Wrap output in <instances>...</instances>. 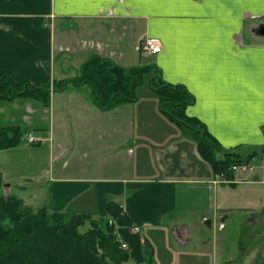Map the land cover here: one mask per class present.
Instances as JSON below:
<instances>
[{"label": "crops", "instance_id": "1", "mask_svg": "<svg viewBox=\"0 0 264 264\" xmlns=\"http://www.w3.org/2000/svg\"><path fill=\"white\" fill-rule=\"evenodd\" d=\"M262 14V0H0V74L11 72L15 83L75 78L93 54L124 67L156 66L191 94L186 114L221 146L258 152L253 170L219 182L145 85L140 100L109 111L95 106L88 88L52 92L48 107L0 99V128L20 127L25 138L0 151L8 194L20 188L29 207L47 197L42 208L104 221L113 220L107 205L115 203L131 222L126 230L140 235L144 256L145 248L153 254L145 264H190L182 252L195 235L202 234L200 248L219 246L230 221L240 254L248 260L256 248L264 258V37L255 36L261 19L252 18ZM146 37L163 43L151 64L135 56ZM156 245L165 257H154Z\"/></svg>", "mask_w": 264, "mask_h": 264}, {"label": "trees", "instance_id": "2", "mask_svg": "<svg viewBox=\"0 0 264 264\" xmlns=\"http://www.w3.org/2000/svg\"><path fill=\"white\" fill-rule=\"evenodd\" d=\"M153 67L125 69L108 59L94 57L83 64L79 76L44 86L15 83L14 75L5 72L0 74V99L12 101L27 97L48 107L52 84L57 91L88 88L101 110H111L137 101V88ZM159 77L153 87L159 96L161 110L196 140L200 155L210 163L215 175L226 173L229 178L233 166L249 163L257 155L258 152H254L243 159L238 148H223L198 119L186 114L187 107L194 103L191 94L184 87L171 85ZM24 141L22 128H0V151L19 147ZM218 152L226 154L225 158L218 159ZM259 152L264 154V145ZM1 187L0 180V264H145L140 235L126 230L131 222L115 203L107 205V215L112 221L94 220L84 214L52 212L48 208H41L34 214L20 198H5ZM117 225L123 228L119 234L129 247L126 250L116 233ZM85 228L87 230L82 231Z\"/></svg>", "mask_w": 264, "mask_h": 264}, {"label": "rangeland", "instance_id": "3", "mask_svg": "<svg viewBox=\"0 0 264 264\" xmlns=\"http://www.w3.org/2000/svg\"><path fill=\"white\" fill-rule=\"evenodd\" d=\"M252 18L253 19H261L260 20V24L258 25V27H255L254 28L255 33H256L255 36L257 35L258 37H264V34H261V30L264 28V14H262V16H260V17H258V16L255 15V16H252ZM52 21L53 20H50V23L51 24H52ZM62 25H64V27H65V23H63ZM63 30H64V28L59 27L58 30H57V33L60 34ZM65 54L66 55H69V53H65ZM93 55L94 56L92 58H94V57H101L98 54H93ZM135 56H136V58H137V60L139 62V60L141 58L140 53L135 52ZM151 57H153V56H151ZM151 57L143 56L142 57L143 58V61H144L143 64H146V63L147 64H151V60H150V59H152ZM105 59H108V60L114 62L112 59H109V58H105ZM61 65H62V62L61 61H58L57 67L58 66H61ZM116 65H118V64H116ZM118 66L119 67H122V68H125V69H132V68H134V67H124V66H121V65H118ZM159 76H161L163 78L162 73H161V70L159 68H157L156 66H154L153 69H152V71L149 72V73H147L145 75L142 83L137 88V91H136L137 92V101L140 100L139 89L143 85L147 86L152 92H154V94L158 97V100H159V96H158L157 92H155V89L153 87V84H155L157 82V80L160 79ZM163 80L165 81V79H163ZM169 84H171V83H169ZM171 85H174V84H171ZM70 90H73V88L72 89H69V90H65V91H57V89H54V86L51 84V86L49 88L50 100H51L52 92H66V91H70ZM90 98L92 99V96L91 95H90ZM94 104H95V102H94ZM123 105H120V106H123ZM95 106L99 110H101L96 104H95ZM117 107H119V106H117ZM117 107H115V108H117ZM159 108H160V103H159ZM160 110H161V108H160ZM101 111H104V110H101ZM106 111H109V110H106ZM165 116L167 118L171 119L167 114H165ZM171 120L173 121V124H174L173 126H174V129L176 130V132H180L181 131L182 133H185L186 134V132L184 131L185 129L178 122L174 121L173 119H171ZM200 129H202L201 126H200ZM263 132H264V129H263ZM205 137H206L205 134H203V138H205ZM193 141L196 144V140L193 139ZM223 148H225V147H223ZM225 149H228V148H225ZM237 152L240 154V156L243 159H246L248 157V155H249L247 149H243L241 151L240 150H237ZM2 153L3 152H1L0 154H2ZM225 155L226 154H224L223 152H221V158L224 159L225 158ZM250 165H253L254 167H256L258 165V163H256L254 160L253 161L250 160L249 163H241V164H238V165L233 166L230 169V172L233 174V173H235L237 171H240V170H244V171L253 170V167L250 166ZM136 169H135V172L133 174L135 176H151V177H153V173H149V172H141L140 173ZM217 179L219 180V182H225V183L231 181V180H227L228 178L226 176V173L225 174L224 173L218 174ZM219 182L218 183L216 182V184H219ZM1 184H2L1 194L5 198H11L13 196L14 197L17 196V198L18 197L21 198L26 203L25 194L23 193V191L20 188L19 189H15L13 191V194L12 195H9L8 194L9 190L7 188H4L5 187L4 182L1 181ZM219 185H222V183L219 184ZM46 203H47V197L46 198H39V199H37L32 204H29V205H31L30 207L26 205L28 203H26L25 206L28 207L32 213L36 214L40 208H42V207L45 206ZM87 227H89V223L87 224ZM122 229H123L122 227H120V226L117 225V230L116 231H118V233ZM86 230H87V228L82 229V231H86ZM203 230H204V232H206V229L203 228ZM235 232H237L236 223L230 221L228 223V225H227V228L223 232L219 233V236H220L219 246L216 244V245H212L211 248H205V249L200 248V244L198 242V239H199L200 236H202V234L201 233H198L197 235H195V241H194V244L192 245V248L190 250H188V251H183L182 252V256H183L184 261L187 260L186 263H190V264H197V262H202L203 264H241L243 262H244V264H264V258L261 259L259 256H256V255L253 254V250H255L256 248H249V251H250V254L249 255L251 257L248 260L246 259L245 254H240V252L238 251L240 248H238L239 246H237V248H236V242L234 241ZM210 237L212 239L214 238L213 232H211ZM142 238H144V236H142ZM248 241H249L248 242V245L249 244L251 245L253 240H251V241L248 240ZM255 242H256V240H254V243ZM156 247L157 248H155V254H154L155 256L154 257H156V256L157 257L158 256L165 257V255L167 254L165 252V248H159L157 245H156ZM258 250H263V253L261 252L260 254L261 255H264V248H258ZM144 252H145V256L148 259H151V260L153 259V254H151L149 252V249L148 248H145L144 249Z\"/></svg>", "mask_w": 264, "mask_h": 264}, {"label": "built area", "instance_id": "4", "mask_svg": "<svg viewBox=\"0 0 264 264\" xmlns=\"http://www.w3.org/2000/svg\"><path fill=\"white\" fill-rule=\"evenodd\" d=\"M136 51L142 56L151 57L160 54L163 51V43L160 39L155 37H146L136 46ZM34 139L31 138V141ZM136 233H140L139 227L134 228ZM122 248L128 249V245L125 242H122Z\"/></svg>", "mask_w": 264, "mask_h": 264}, {"label": "snow or ice", "instance_id": "5", "mask_svg": "<svg viewBox=\"0 0 264 264\" xmlns=\"http://www.w3.org/2000/svg\"><path fill=\"white\" fill-rule=\"evenodd\" d=\"M145 2H150V0H145ZM264 2V0H262ZM262 117H264V110H262Z\"/></svg>", "mask_w": 264, "mask_h": 264}, {"label": "water", "instance_id": "6", "mask_svg": "<svg viewBox=\"0 0 264 264\" xmlns=\"http://www.w3.org/2000/svg\"><path fill=\"white\" fill-rule=\"evenodd\" d=\"M261 34H264V28L261 30Z\"/></svg>", "mask_w": 264, "mask_h": 264}, {"label": "bare ground", "instance_id": "7", "mask_svg": "<svg viewBox=\"0 0 264 264\" xmlns=\"http://www.w3.org/2000/svg\"><path fill=\"white\" fill-rule=\"evenodd\" d=\"M244 165V164H243ZM222 180V179H221ZM228 180V179H227Z\"/></svg>", "mask_w": 264, "mask_h": 264}]
</instances>
